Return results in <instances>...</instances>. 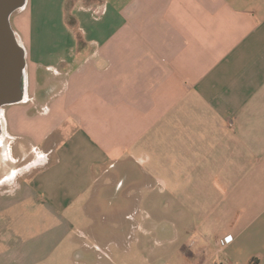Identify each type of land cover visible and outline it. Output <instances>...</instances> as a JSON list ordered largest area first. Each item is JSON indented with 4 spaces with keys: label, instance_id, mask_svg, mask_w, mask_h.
I'll return each instance as SVG.
<instances>
[{
    "label": "crops",
    "instance_id": "1",
    "mask_svg": "<svg viewBox=\"0 0 264 264\" xmlns=\"http://www.w3.org/2000/svg\"><path fill=\"white\" fill-rule=\"evenodd\" d=\"M11 24L0 264H65L89 206L158 185L172 259L264 264V0H28Z\"/></svg>",
    "mask_w": 264,
    "mask_h": 264
},
{
    "label": "rangeland",
    "instance_id": "2",
    "mask_svg": "<svg viewBox=\"0 0 264 264\" xmlns=\"http://www.w3.org/2000/svg\"><path fill=\"white\" fill-rule=\"evenodd\" d=\"M153 187L152 191L139 186L116 188L107 191L100 205L89 206V216L78 223V230L89 237H81L80 246L66 253L65 264H181L178 255L170 256V236L174 230L171 212L184 216L183 207L163 195L152 205L147 197L156 191L160 194L163 188Z\"/></svg>",
    "mask_w": 264,
    "mask_h": 264
},
{
    "label": "water",
    "instance_id": "3",
    "mask_svg": "<svg viewBox=\"0 0 264 264\" xmlns=\"http://www.w3.org/2000/svg\"><path fill=\"white\" fill-rule=\"evenodd\" d=\"M28 0H0V117L4 107L27 99L26 51L11 24Z\"/></svg>",
    "mask_w": 264,
    "mask_h": 264
}]
</instances>
